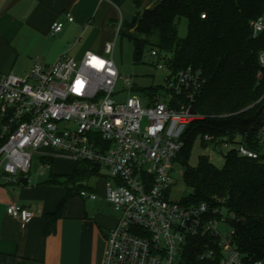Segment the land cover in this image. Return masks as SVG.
Wrapping results in <instances>:
<instances>
[{
	"label": "built area",
	"instance_id": "1",
	"mask_svg": "<svg viewBox=\"0 0 264 264\" xmlns=\"http://www.w3.org/2000/svg\"><path fill=\"white\" fill-rule=\"evenodd\" d=\"M67 16L73 21L71 14ZM122 26L120 20L117 35ZM250 26L254 37L262 34L264 14ZM62 27L60 21L52 26L55 32ZM113 49L114 41L107 42L103 54H61L51 63L37 61L26 77L0 75V176L9 183L21 182L41 147L98 165L106 179L105 199L121 213L108 231L103 264H264L239 249L236 215L223 201L187 204L171 197L174 163L185 146L186 132L202 117L190 112L204 90L202 69L190 65L173 71L165 62L169 74L162 97L157 91L147 103L135 94L117 101L115 96L123 91L116 88L120 73L111 57ZM151 54L161 58L157 49ZM259 63L264 72V51ZM123 80L132 90L130 79ZM238 136L239 155L264 156V113L229 141ZM203 139L226 145L209 133ZM42 168H50V163L43 162ZM79 195L98 198L86 189ZM7 212L23 225L34 216L18 203L10 204ZM222 223L233 226L224 236L219 231Z\"/></svg>",
	"mask_w": 264,
	"mask_h": 264
},
{
	"label": "trees",
	"instance_id": "2",
	"mask_svg": "<svg viewBox=\"0 0 264 264\" xmlns=\"http://www.w3.org/2000/svg\"><path fill=\"white\" fill-rule=\"evenodd\" d=\"M142 3L143 0H134V18L123 21L120 31L121 37L134 46V61L143 62L147 51L157 49L173 71L191 65L201 68L206 80L194 103V110L202 117L190 124L177 159L184 167L189 188L182 200L187 204L223 201L236 215L239 249L264 263V156L249 158L235 149L228 153L223 167L207 157H200L197 166L189 163L198 136L209 133L230 139L238 130H249L261 118L264 72L259 76V54L264 51V32L254 37L250 24L264 14V0H158L143 9ZM181 18L188 21L186 37L179 36ZM148 90L158 91L152 87ZM142 91L146 92V88ZM252 139L251 134L248 141ZM251 146L257 148L256 143L251 142ZM44 162L51 166L53 159ZM100 173L98 165L82 160L77 161L71 176L51 174L50 182L64 186L67 194L58 210L50 213L48 231L69 197L83 189L90 190L87 183Z\"/></svg>",
	"mask_w": 264,
	"mask_h": 264
},
{
	"label": "crops",
	"instance_id": "3",
	"mask_svg": "<svg viewBox=\"0 0 264 264\" xmlns=\"http://www.w3.org/2000/svg\"><path fill=\"white\" fill-rule=\"evenodd\" d=\"M156 1L143 0L142 8ZM135 13L134 0H0V75L26 77L37 61L51 63L61 54H103L99 39H116L118 22L131 21ZM58 21L63 27L55 32L52 26ZM51 158L49 153L41 155L42 163ZM27 178L18 183L0 180V264H103L108 231L117 223L98 210L107 208L106 199L83 198L96 203L93 215L86 208L80 212L64 204L48 231L50 213L58 210L67 190L50 182L51 174L46 179ZM92 179L87 184H106L103 175ZM90 187L96 191L95 185ZM12 203L34 213L27 224L7 212Z\"/></svg>",
	"mask_w": 264,
	"mask_h": 264
},
{
	"label": "rangeland",
	"instance_id": "4",
	"mask_svg": "<svg viewBox=\"0 0 264 264\" xmlns=\"http://www.w3.org/2000/svg\"><path fill=\"white\" fill-rule=\"evenodd\" d=\"M158 1V0H157ZM143 9V8H142ZM188 34V21L186 18H181L179 23V36L180 37H186ZM113 42L114 41V49L113 53L111 54V57L113 58L119 73H120V80L116 86L117 90H121L120 94L115 96V99L117 101H123L125 100L129 95H138L140 96L143 101L146 103L150 99V96L152 95L151 87L157 88L158 92L157 95L163 96L164 90L163 86L166 83V78L169 74L168 67L164 65L165 59L164 56L155 57L152 56L151 51H147L144 55L143 62L136 63L134 61V46L133 44L127 39L122 38L119 34L117 38L113 36L112 39L109 40H100L98 43L103 47H105L107 42ZM160 63L163 64V67L160 68L156 64ZM259 76H263V72L259 71ZM19 77H25L24 75H20ZM123 78H129L132 83V90L128 89V85L124 82ZM146 88V92L142 91V89ZM264 112H262L263 114ZM261 114V115H262ZM146 124V121L145 123ZM241 139V136H238L234 142L229 141L228 137H224L221 140L226 141V145L223 146V144L217 145L214 142H204V139L202 136H198L193 144L191 155L189 159V163L192 166H197L200 157H207L211 162H213L218 167H223L226 162V157L228 153L231 150H235L238 147V143ZM44 153H49L53 155L54 162L51 165L53 168L52 172L51 169H43L42 168V159L41 155ZM77 164V160L69 157L68 155L59 152L56 149H53L51 147H41L38 149L37 153L33 154L32 158V166L30 171V176L32 180L37 179H46L50 177V174L52 176H71L74 173L75 167ZM49 169V170H48ZM184 167L181 163V161L176 160L174 163V172H173V188L171 192V197L175 200H181L184 196H186L189 193V188L187 187L184 179ZM3 177L0 176V180ZM98 180H103L96 178ZM93 181V179H90ZM89 180V181H90ZM95 185L96 191L95 193L99 197L105 198L106 195V184H90ZM107 208L104 207L103 209H98L100 212L105 213L106 215L110 216L111 218L118 220L121 213L119 210L114 208V206L109 203L107 200ZM76 203H78V207H76ZM67 209H74L80 212H84V209L86 208L90 214H95L97 212L96 203L86 200L79 195V194H73L69 197L67 202L65 203ZM111 208H108V207ZM71 207V208H70ZM102 210V211H101ZM233 226L228 223H222L219 226L220 233L224 236L226 233L231 230Z\"/></svg>",
	"mask_w": 264,
	"mask_h": 264
},
{
	"label": "water",
	"instance_id": "5",
	"mask_svg": "<svg viewBox=\"0 0 264 264\" xmlns=\"http://www.w3.org/2000/svg\"><path fill=\"white\" fill-rule=\"evenodd\" d=\"M190 112H191V113H194L195 110H194V109H191ZM21 181H22V182H27V181H28V178H27V177H22V178H21Z\"/></svg>",
	"mask_w": 264,
	"mask_h": 264
},
{
	"label": "snow or ice",
	"instance_id": "6",
	"mask_svg": "<svg viewBox=\"0 0 264 264\" xmlns=\"http://www.w3.org/2000/svg\"><path fill=\"white\" fill-rule=\"evenodd\" d=\"M99 63H103V62H99Z\"/></svg>",
	"mask_w": 264,
	"mask_h": 264
}]
</instances>
